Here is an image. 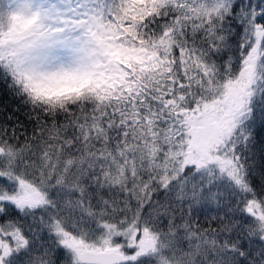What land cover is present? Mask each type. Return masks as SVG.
Segmentation results:
<instances>
[{
  "label": "snow or ice",
  "instance_id": "1",
  "mask_svg": "<svg viewBox=\"0 0 264 264\" xmlns=\"http://www.w3.org/2000/svg\"><path fill=\"white\" fill-rule=\"evenodd\" d=\"M0 84V264H264V0H0Z\"/></svg>",
  "mask_w": 264,
  "mask_h": 264
},
{
  "label": "trees",
  "instance_id": "2",
  "mask_svg": "<svg viewBox=\"0 0 264 264\" xmlns=\"http://www.w3.org/2000/svg\"><path fill=\"white\" fill-rule=\"evenodd\" d=\"M262 0H253V3L259 4ZM259 22V21H258ZM27 108L23 107L19 100H17L3 85L0 84V122H3L8 115H12L13 121H9L11 125L13 122L18 120L21 124L31 130V124L28 123V117L25 115ZM259 145L255 150V162L256 168V179L254 183L258 186L260 183L259 168L264 161L260 159ZM223 212L217 210L215 204H205L199 211L193 213V220H199L202 226H207V222L211 221L214 216H222ZM212 226L215 227L216 224L213 222Z\"/></svg>",
  "mask_w": 264,
  "mask_h": 264
}]
</instances>
